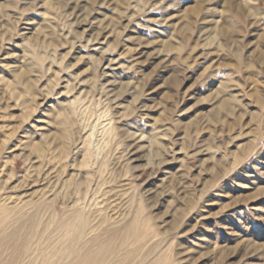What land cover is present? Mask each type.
Listing matches in <instances>:
<instances>
[{"label": "rangeland", "instance_id": "374dc122", "mask_svg": "<svg viewBox=\"0 0 264 264\" xmlns=\"http://www.w3.org/2000/svg\"><path fill=\"white\" fill-rule=\"evenodd\" d=\"M0 205L12 264L74 209L79 245L264 264V0H0Z\"/></svg>", "mask_w": 264, "mask_h": 264}, {"label": "bare ground", "instance_id": "6f19581e", "mask_svg": "<svg viewBox=\"0 0 264 264\" xmlns=\"http://www.w3.org/2000/svg\"><path fill=\"white\" fill-rule=\"evenodd\" d=\"M109 66H110V61H107L104 67L102 64V68H101L102 72L105 71L106 68H108ZM89 153L91 154V152ZM93 161L95 162L94 159ZM91 185L93 186L92 180L88 181L87 185H85L86 191L84 190L83 192H81L80 194L81 196L79 195L80 196L79 200L82 203L89 204L90 199L88 200V197L90 195L93 196V193H94V190L90 188ZM47 206H49V204H46L45 208ZM80 210L81 209H74L71 213H68L65 215L64 214L58 215L57 212L49 211L47 213L48 218L47 217L45 218L47 219L46 221L47 224L48 225L50 224V226H52L51 228L53 230L52 234L49 233V235H46L44 233L46 232V227L45 229L43 227L41 228V230L39 228L38 229L35 228L33 233H30L27 235L26 239L30 243H33L36 241L35 244H38L37 241L38 239H40V237H44V239L42 238L43 241L40 244V245H44V247L42 246L43 249L41 248L42 251H40L41 264H52L53 258L54 260L57 261L56 264L61 263V260H64L65 258H69V260L72 261V264H166L165 263L166 259L163 260L161 257H158V258L156 257L152 259L148 258L146 260L142 256L138 257V254L136 251V247H137L136 244H135L136 246L135 248H130L128 250L127 249L125 250L124 244L126 240L129 237L135 236L137 232L139 231L137 228V223L135 219H133L128 225L119 227V229L121 228L122 230L120 232V230L118 229L120 241L117 244L114 243V238H113L114 235H111V234L106 235V237L103 238L102 240V239H97L98 236L95 234L93 235L94 237H92L91 240L84 242L85 244L83 243L82 245H79L82 234L85 232L84 224L82 221L83 215L80 214L81 213ZM6 211L8 210L4 208L2 205H0V223L4 221L6 218H7L6 220L10 222L16 221L14 218H11L12 219L11 220L9 216L8 217L6 216V218L5 216L1 217L4 214L8 215L10 213V211L8 212ZM18 216H19V219H23L24 217L23 215L21 216V214L16 215V217ZM136 216L137 215H135V217ZM103 222L104 221H100L99 222L100 225L103 224ZM15 223H17L18 226H16L17 228L14 230V232L0 236V248L8 247V245H10V243L12 242L11 241L12 238L18 237L20 232L22 233L24 225L20 224V222L19 223L15 222ZM141 227H143V224ZM137 237L138 235L136 236V243L139 242V239H140V238L138 239ZM52 240L56 241L54 242L55 244H53V246L51 242ZM45 244L47 245L45 246ZM130 247H132V245ZM76 252L78 253L75 254ZM14 259H15V253L13 252L10 258L7 259V262H4L3 260H1V258H0V261H2V264H12Z\"/></svg>", "mask_w": 264, "mask_h": 264}]
</instances>
